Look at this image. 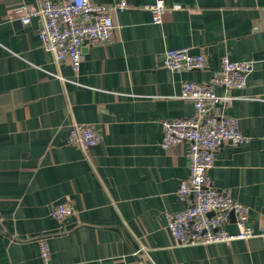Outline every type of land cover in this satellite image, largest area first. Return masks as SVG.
Masks as SVG:
<instances>
[{"label":"crops","instance_id":"0c3cea01","mask_svg":"<svg viewBox=\"0 0 264 264\" xmlns=\"http://www.w3.org/2000/svg\"><path fill=\"white\" fill-rule=\"evenodd\" d=\"M39 1L0 0V264H41V236L50 264H264L258 236L174 243L166 213L184 205L188 143L161 146L164 121L195 114L183 81H209L224 56L252 61L223 108L248 141L220 144L208 173L264 232V0H162L160 23L143 7L156 0H89L126 7L111 13L108 41L84 45L77 70L41 47L39 19L21 22ZM179 47L203 54L204 67H164V51ZM74 122L93 127L97 144H68ZM57 201L74 209L63 222L51 216Z\"/></svg>","mask_w":264,"mask_h":264},{"label":"built area","instance_id":"2783aa9c","mask_svg":"<svg viewBox=\"0 0 264 264\" xmlns=\"http://www.w3.org/2000/svg\"><path fill=\"white\" fill-rule=\"evenodd\" d=\"M125 7V1L95 4L89 0H40L34 7H23L20 19L23 24L33 18L39 19L37 38L41 47L56 61L68 60L71 67L77 70L84 59V45L108 41L114 28L111 13ZM143 7L151 12L152 23H160L167 9L162 0ZM204 65V55L192 53L187 47L164 51L163 66L170 70L202 69ZM252 65V61H232L224 56L219 70L209 81H183L179 96L192 103L195 114L163 122V148L182 141L188 143L186 157L189 173L178 186V197L184 205L166 213L167 229L177 245L229 242L255 236L264 239V232L255 233L247 225L248 207L216 190L208 173L220 144L242 145L248 141L238 119L225 114L223 108L235 98L232 92L244 87ZM216 87H221L222 93H216ZM98 140L99 135L91 126L74 122L69 127L68 144L89 150ZM231 212L234 214L235 231L225 227L231 221ZM73 213L74 209L67 201H57L51 208V216L60 222ZM38 249L41 264H50L51 249L44 236L38 238Z\"/></svg>","mask_w":264,"mask_h":264},{"label":"water","instance_id":"95a60500","mask_svg":"<svg viewBox=\"0 0 264 264\" xmlns=\"http://www.w3.org/2000/svg\"><path fill=\"white\" fill-rule=\"evenodd\" d=\"M233 217H234V214H233V212H231V213H230V218L233 219Z\"/></svg>","mask_w":264,"mask_h":264}]
</instances>
